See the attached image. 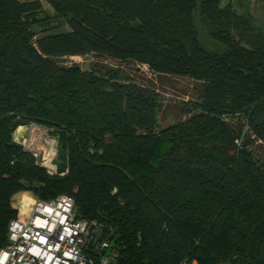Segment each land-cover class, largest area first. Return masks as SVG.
Instances as JSON below:
<instances>
[{
	"label": "trees",
	"instance_id": "16d2710c",
	"mask_svg": "<svg viewBox=\"0 0 264 264\" xmlns=\"http://www.w3.org/2000/svg\"><path fill=\"white\" fill-rule=\"evenodd\" d=\"M44 1L53 15L40 0H0V248L13 196L29 191L72 196L81 217L112 230L118 264H264V164L250 147L264 145V38L221 0L202 13L226 23L213 34L223 54L199 46L196 0ZM85 54L190 78L195 98L158 129L153 83L57 61ZM30 124L57 137L63 175L14 141Z\"/></svg>",
	"mask_w": 264,
	"mask_h": 264
},
{
	"label": "built area",
	"instance_id": "2783aa9c",
	"mask_svg": "<svg viewBox=\"0 0 264 264\" xmlns=\"http://www.w3.org/2000/svg\"><path fill=\"white\" fill-rule=\"evenodd\" d=\"M24 127L28 133L15 132L14 141L30 152L35 164L51 175L67 172L57 163V137L39 125ZM29 198L13 203L17 214L8 223L0 264H118L120 249L112 230L107 233L96 220L81 217L72 196Z\"/></svg>",
	"mask_w": 264,
	"mask_h": 264
},
{
	"label": "rangeland",
	"instance_id": "374dc122",
	"mask_svg": "<svg viewBox=\"0 0 264 264\" xmlns=\"http://www.w3.org/2000/svg\"><path fill=\"white\" fill-rule=\"evenodd\" d=\"M42 7L50 14L53 15V9L44 1L40 0ZM208 0H196V7L193 10L192 17L195 30L197 33V40L200 47L205 49L210 54H223L228 50V47L216 40L213 37L214 33L224 32L226 29V23L218 18L211 17L202 13V5ZM230 5L235 16L240 21H244L249 24L256 34L264 38V0H221L220 6L225 7ZM235 22V25L231 26L229 32L235 37L241 32L242 25ZM59 29L56 31H66L67 27L63 21H59ZM57 61L62 66H79L82 70H88L92 68L93 64L108 65L113 69L120 67L122 75L124 77H130L136 81L147 83L150 81L153 83L159 91V98L162 104L161 112L158 115V129L167 127L168 125L174 124L180 121L182 118L179 108L181 102L195 98V92L197 83L190 78H182L178 76H163L162 78L156 77L153 74L148 75L154 82L147 77L148 68L142 67L141 70L144 72L142 75H136L134 72V65L132 63H123L120 65L118 62H110L107 57L97 56L95 54L75 55L59 57ZM101 63V64H100ZM137 77V78H136ZM147 81V82H145ZM24 130V131H23ZM24 135L28 133L26 128H22ZM22 133V134H23ZM38 142L41 139L37 140ZM254 156L257 160L264 164V145L260 142H255L250 145ZM59 155V154H58ZM59 156L57 157L58 166L65 165V161H60ZM32 194L29 191L19 192L13 196V203L21 197H25L26 200H30Z\"/></svg>",
	"mask_w": 264,
	"mask_h": 264
},
{
	"label": "crops",
	"instance_id": "0c3cea01",
	"mask_svg": "<svg viewBox=\"0 0 264 264\" xmlns=\"http://www.w3.org/2000/svg\"><path fill=\"white\" fill-rule=\"evenodd\" d=\"M21 127H22V128H25L24 126H21ZM21 127H19V129L16 131V134H19V133L21 134V133H23L24 130L22 131V128H21ZM15 195H17V194H15ZM15 195H14V196H15Z\"/></svg>",
	"mask_w": 264,
	"mask_h": 264
}]
</instances>
